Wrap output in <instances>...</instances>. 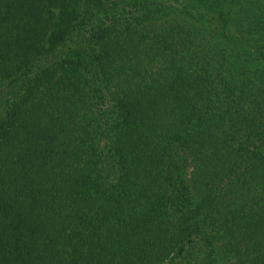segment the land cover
Wrapping results in <instances>:
<instances>
[{"label":"trees","instance_id":"16d2710c","mask_svg":"<svg viewBox=\"0 0 264 264\" xmlns=\"http://www.w3.org/2000/svg\"><path fill=\"white\" fill-rule=\"evenodd\" d=\"M0 264H264V0H0Z\"/></svg>","mask_w":264,"mask_h":264}]
</instances>
